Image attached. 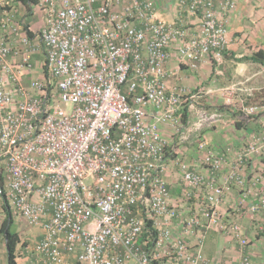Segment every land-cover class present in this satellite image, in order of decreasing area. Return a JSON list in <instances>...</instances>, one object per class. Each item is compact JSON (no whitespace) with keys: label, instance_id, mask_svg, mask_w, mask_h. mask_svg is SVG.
I'll return each mask as SVG.
<instances>
[{"label":"built area","instance_id":"built-area-1","mask_svg":"<svg viewBox=\"0 0 264 264\" xmlns=\"http://www.w3.org/2000/svg\"><path fill=\"white\" fill-rule=\"evenodd\" d=\"M236 3L175 0L176 18L167 22L152 0H37L44 26L36 40L3 13L0 28L9 31L0 36V163L12 214L42 229L31 264H152L167 257L210 264L204 233L215 225L246 246L240 224L222 220L217 207L231 186L244 185L252 157L264 153V125L222 182L225 160L203 139L200 158L177 160L187 211L171 204L168 142L159 128L174 124L180 133L186 101L187 124L198 135L214 120L194 104L209 91L169 88L165 65L174 48L179 66L195 71L207 58L222 72ZM35 52L43 54L48 79L25 86ZM237 90H220L227 105L234 106ZM237 109L264 114V104ZM251 195L248 211L264 213V188ZM147 221L156 238L144 234ZM181 227L190 234H174ZM238 264H252L250 256L243 253Z\"/></svg>","mask_w":264,"mask_h":264},{"label":"crops","instance_id":"crops-1","mask_svg":"<svg viewBox=\"0 0 264 264\" xmlns=\"http://www.w3.org/2000/svg\"><path fill=\"white\" fill-rule=\"evenodd\" d=\"M152 1L156 6V15L158 18L167 22L175 20L176 6L174 0ZM16 5L20 6L18 15L16 14V9H14ZM13 9L15 10L14 14L12 12ZM5 12H10L12 24H22L23 26H26L28 30L32 32L33 40H36L39 31L44 26L43 14L36 3L28 1L27 6H25L19 0H0V17ZM233 25H236L234 29ZM8 31L9 30H3L0 28V36L6 35ZM228 35V54L223 60V65L221 64L222 72L218 74H216L218 71L215 70L214 73H212L213 67L207 58L199 64L198 69L195 71L190 70L184 64L179 66L174 48L170 50V58L165 65L169 73L166 81L169 88L183 86L185 88L188 87L194 89L199 85H203L205 89L209 91V93H206L200 99L204 98L207 101V105L211 110L210 113H212L214 120L210 126L205 127L199 135V132H194H196L195 136H198L199 139H204L208 148L216 154L221 155L225 160L220 170L219 182L223 181L237 152L260 134L261 128L264 124V118L261 117V119L252 121L246 128L237 129L231 119L230 111L226 108H217L219 105L229 107L230 110L237 108L235 107V102L233 103L234 106L227 105V100L222 97L220 93L221 89L228 88L233 85L239 87V90L235 91L234 101H236V98H240V96H249L252 95V93L264 94V64L251 60L237 61L238 58H242L243 56H251L256 50L261 49L264 51V0H237L235 10L229 15ZM9 37L12 39V44L16 42L12 35ZM30 61L31 70L30 72H26L23 76V84H25V86H27L28 83L30 84L32 80L43 76V74L37 75L32 69L37 65H39L42 69V65L44 63L43 54L39 52L33 53ZM255 64L257 65L256 70ZM252 69L254 70L252 71ZM159 128L162 135L166 136L168 145L172 143L171 145L174 149V142L171 141H173V137H176L170 136L169 125L161 124ZM178 134L179 132L177 133V139L179 140L180 138V140L177 143L181 145L180 148H182L181 151H183L182 158L190 159L194 156L195 152L191 149L190 151L188 145L181 144L184 143L185 139L183 135L184 131H180V137ZM189 137H192V135ZM193 143L194 141H191L189 144L193 145ZM200 153L202 155V152ZM169 157L170 159H168L169 161L166 165L164 177L168 184L171 204H176L181 190L178 185L173 183L175 172L169 167L172 165L170 163L175 160L177 155L175 156L172 152H170ZM243 173L245 176L244 185L231 186L230 189L226 191L224 198L217 207V210L222 220L231 221V219L234 220L236 217L239 222L241 221L242 224L240 226L242 227L244 234H246V232H248L247 230L250 228V220L247 218L249 216H245V212L250 213L247 209V205L252 201H256L254 199L255 197L251 194L264 188V153L255 154L252 157L250 166L245 168ZM254 177H259V180L255 182ZM247 190L251 194L249 197L243 199ZM242 200L244 202L242 207H246L245 210L240 209L239 206ZM178 209L180 211H187L184 203H181ZM196 209L198 211V208ZM201 218L204 220V217ZM18 219L19 223L17 230H21V227L25 225L26 221L20 217H18ZM30 226L33 227L28 228V230H22L21 233V235L23 234L22 237L29 240L30 243L26 250L28 255H25L24 258H19L18 264L32 263L35 257V255L33 257L32 247L42 236V229L39 225ZM216 226L218 225L211 227L206 236H204L203 253L205 257L210 264H238L239 253L233 248H226V245L230 243L229 241H221V237L218 236L219 231L216 230ZM179 231L180 230H175L174 234H178ZM189 237L190 236H188V238ZM1 249H3V243L1 242L0 237V251ZM228 249H230V251ZM255 261L256 263L264 264L263 259H260L259 257H255ZM0 263L6 264L7 262L5 258L0 257ZM158 264H172V261L167 257L161 259Z\"/></svg>","mask_w":264,"mask_h":264},{"label":"rangeland","instance_id":"rangeland-1","mask_svg":"<svg viewBox=\"0 0 264 264\" xmlns=\"http://www.w3.org/2000/svg\"><path fill=\"white\" fill-rule=\"evenodd\" d=\"M174 2H175V0H174ZM15 8H16V11H17L16 14L18 15V13L20 11V6L16 5ZM21 12H22V10H21ZM228 25H229V22H228ZM235 27H236V25H233V29ZM223 63H224V61L221 64L223 65ZM256 68H257V65L255 64V70H256ZM32 69H33V72H36L37 75L43 74V70H41V67L39 65H37L36 67H34ZM253 70L254 69H252V71ZM43 79H44L43 76L37 78V80H40V81L41 80L43 81ZM200 87L205 88L203 85H200ZM252 98H253L252 95L244 96V97L240 96V98L238 97V98H236V101H234L235 102V106L236 107H240L242 103L244 105L255 104L254 103L255 100H254V98L253 99ZM239 99H242V100H239ZM194 104H195V109L206 111L208 113L211 112L210 108L207 105L208 103H207V101L204 98L195 100ZM190 125L191 124H187V125H183L182 124V127H181L183 129V131H184L183 135H184V138H185L184 139V143H181V144L188 145L189 150L191 149V150H193L195 152L194 156L191 157L190 159L182 158V156H183L182 152L183 151H181L182 150V148H180L181 145L177 143V142H179L180 138H179V140L177 139V130H176L177 127H176V125L173 124L171 127L169 126V128H170V131H169L170 136H172V137L175 136L176 137V138L173 137V141H171V142H174L173 143L174 144V149H173V147L171 145L172 143H171L169 145V146H171L170 150L175 156L177 155V157H175V160L172 163H170L172 165L169 168H172L173 171L175 172V177H173V183H175V185H178V187L181 190L180 196H178L177 202H176L175 205L179 207V205L181 203H184L186 208L191 203V201L189 199H186L184 191L182 189V181H181V177H180L179 172H178L177 160L190 162V161H192L194 159H198L199 156L201 155V153L198 151L197 144H196L197 140L199 138H198V136H195L196 132L193 131V128H191ZM178 135L180 137V133ZM190 135H192V137H189ZM163 137L166 139V136L163 135ZM191 141H194L193 145L189 144ZM0 209H1V207H0ZM240 209L245 210L246 207L243 208V207L240 206ZM191 213L193 214L194 212L193 211L189 212V214H191ZM245 214H246L245 215L246 217L249 216L247 218H249V220H250L249 221L250 222L249 227L251 229L249 228L247 230L248 232H246V234H245L246 239H247V244H246V246L244 248L240 247L239 244L237 242H235V240H233L230 237V235H227L223 231V229H221V227L216 226L217 227L216 230L219 231L218 232V236L221 237L220 239H221L222 242L223 241L224 242L229 241L230 244H227L226 248H228V247L229 248H233L239 253V261L241 259V256L243 255V253H246V254H248L250 256L252 264H259V263H256L255 257H259L260 259H263V261H264V252H263V250H264V213H254V214L251 213L250 214L248 212H245ZM1 215H2V211L0 210V222H1V219L3 218ZM13 219L15 221V223L13 225V228L18 229L19 219H18V217L14 216V215H13ZM232 221H236L240 225L242 224L241 221L239 222V220L236 219V217ZM177 223H179V222H176V223L174 222L173 225H176ZM32 227L29 224L25 223V225H23V227H21V230H19V231L22 233V230H26V229L28 230V228H32ZM179 230H180L179 231L180 234L178 233L179 235L186 236V234L187 235L190 234L189 233V229L186 230V227L185 228L181 227ZM196 231L198 232V230L195 229L194 234H192V239L195 238ZM208 231H206L204 233V236H206ZM22 236H23V234H22ZM228 250L230 251V249H228ZM203 251H204V249H203ZM0 257L4 258L3 249H1V251H0Z\"/></svg>","mask_w":264,"mask_h":264},{"label":"trees","instance_id":"trees-1","mask_svg":"<svg viewBox=\"0 0 264 264\" xmlns=\"http://www.w3.org/2000/svg\"><path fill=\"white\" fill-rule=\"evenodd\" d=\"M19 1H21L22 4L25 6H27L28 1L32 3L37 2V0H19ZM24 27L27 28L26 26ZM26 33L30 38L33 36L32 32H30L28 28L26 30ZM227 54L228 52L226 51L223 53L224 58L227 57ZM245 60H251L254 62H258L260 64H264V51L261 49L256 50L251 56L249 57L243 56L242 58H238L237 61H245ZM218 68L222 70L221 65ZM215 69H216L215 66H213L212 73H214ZM43 78L46 80L48 79V73L46 72L44 65H43ZM252 96L255 100L254 102L255 104H258V105L264 104V94L252 93ZM187 104H188V101L184 102L181 108L182 110L179 113V120H180V123L183 125H186L189 120ZM217 108L219 109L226 108L227 110L230 111L231 119L237 129L246 128L248 125L251 124L252 121H256L261 116L264 117L263 113L259 115L244 114L237 108L230 110L229 107H226L224 105H219ZM170 149H171V146L168 145L166 147L167 154L171 152ZM4 182H5V179L3 175V166L0 163V190H1V194H0L1 209L0 210L2 211L1 216L3 217L0 222V237H1V242L3 243V251H4V256H5L4 258L7 262L6 264H18L19 258H24L25 255H28L26 250L30 243H29V240L22 237L21 232L19 230L13 228V225H14L13 214H12L10 205L8 204V202L5 200V197H4L5 195ZM148 233H151L152 238H156L158 234L157 230H155L152 227L151 221L146 222V229H145L144 234H148ZM149 246H152V242H150ZM158 262L159 260H155V259L151 261L152 264H158Z\"/></svg>","mask_w":264,"mask_h":264}]
</instances>
